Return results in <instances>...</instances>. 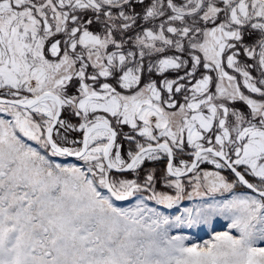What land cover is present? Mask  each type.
<instances>
[{"label":"snow or ice","instance_id":"snow-or-ice-1","mask_svg":"<svg viewBox=\"0 0 264 264\" xmlns=\"http://www.w3.org/2000/svg\"><path fill=\"white\" fill-rule=\"evenodd\" d=\"M0 264H264V0H0Z\"/></svg>","mask_w":264,"mask_h":264}]
</instances>
